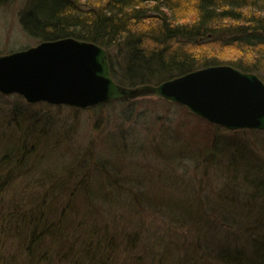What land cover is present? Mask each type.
<instances>
[{"label":"rangeland","instance_id":"obj_1","mask_svg":"<svg viewBox=\"0 0 264 264\" xmlns=\"http://www.w3.org/2000/svg\"><path fill=\"white\" fill-rule=\"evenodd\" d=\"M26 4V0H0V54L25 49L39 42L40 39L31 36L22 25L21 13ZM191 8L185 11L192 13ZM214 44L219 47L214 45L211 48L220 49V57L234 59L233 56L239 55L236 46H223L222 39L215 40ZM46 113L53 116L52 127ZM43 128L45 131L40 133ZM28 129L30 131L25 133ZM129 131H135V135L123 134ZM221 135L233 136L241 141L237 142L238 146L248 145L252 153L264 157V130L223 128L198 116L188 107L162 97L145 96L96 107L75 108L31 103L18 93L0 92V149L6 148L4 152L7 151L13 158L9 142H19L23 149L18 151L16 159L22 156L25 167L29 168L10 174L6 172L0 177V182L4 181L0 190V264H31L27 242L14 237V229H11L14 226L10 228L3 222L15 213L18 217L30 212L34 206L33 199L51 196L55 207L72 201L71 215L86 220L81 229H90L95 224L103 231L108 228L113 232L115 229L129 232L138 228L143 235L140 243L149 241L158 251H163L166 246H169L168 249L171 246L176 248L172 264H238V260L245 261L253 254L254 237L259 239L264 235V225L255 215H251L249 220L242 217L239 208L244 201L233 196L230 184L238 185L240 181L241 186H248L249 191L253 185H246L243 182L244 172L237 171L239 158L232 161L229 154L224 157L227 142L221 140ZM111 136L117 138V142L112 141ZM135 136L140 140L133 139ZM129 139L135 143L128 142ZM115 143L118 145L117 153L112 154L114 158H108L110 155L106 154V158L98 161L110 167L108 161L114 163L118 152L121 151L122 157H125L119 160L127 164L121 171L124 177L119 174L122 184L116 182L113 187L117 193L96 199L92 195V199L99 202L95 201V205L92 203L86 208L81 198L82 191L75 193L72 190L75 178L86 176L83 170L75 178L68 179L66 190L65 186L62 191H47L52 188L50 173L60 178L67 174L65 169L59 170L60 165L65 163L61 156L69 154L67 146L73 154L77 152V156L66 161L79 165L78 159L82 155H78V151L82 154L84 146L92 148L90 159H94V153L105 149L109 153L112 151L109 146L113 147ZM28 149H37L38 153L31 156ZM2 153L0 150V163H5ZM94 174L91 169L86 180L90 177L89 180L95 183L97 177ZM128 175L139 176L145 181L149 186V200L156 209L144 210L139 202L134 201L132 195L136 196L135 188L124 181ZM101 178L104 180L107 177L103 175ZM151 181L156 185L152 186L154 183ZM46 192L48 195H44ZM155 192H158V197ZM120 201H126V206L120 205ZM170 206L176 214L171 216L165 211L162 214L161 211ZM2 224L9 228L5 233L2 232ZM121 238V243L106 255L103 264H142L137 261L141 244L137 250L138 243H129L128 238ZM194 249L197 259L190 260ZM39 251L42 260L39 264H68L66 257H59L64 253H59L58 246L49 238L39 244L37 253Z\"/></svg>","mask_w":264,"mask_h":264},{"label":"trees","instance_id":"obj_2","mask_svg":"<svg viewBox=\"0 0 264 264\" xmlns=\"http://www.w3.org/2000/svg\"><path fill=\"white\" fill-rule=\"evenodd\" d=\"M26 1V8L21 13V22L26 32L40 40L73 36L95 41L105 46L109 52L113 76L122 84L160 83L194 69L222 62L231 63L243 71L255 72L264 80V0ZM190 7H193L191 8L192 13H187V9ZM217 39L224 41L223 46H236L235 49L239 55L233 56L234 59L220 57L218 52L220 49L217 48L218 51H216L211 48ZM40 103L50 104L45 101ZM46 115L52 121V125L54 123L52 114L46 113ZM45 122L49 123L47 120ZM29 131L30 129L25 133ZM44 131L45 128L40 133ZM253 131L262 130L253 129ZM134 133L135 131L123 132L127 136ZM221 136H225L227 142L224 157L229 154V159L232 161L239 158L240 161L237 160L236 163L237 171L244 172L243 182L246 185L249 183V187L253 185L251 187L253 189L249 191L248 186H241L240 181L237 182L238 185L230 184L233 196L244 201L239 208L242 217L249 220L251 215H255L264 225V157L257 152L258 156L252 153L248 145L238 146L237 142L240 140H236L233 136ZM111 139L117 142V138L111 136ZM133 139L140 140L137 136ZM128 142L135 143L130 139ZM262 144L264 145V142ZM9 145L14 157L11 158L7 151L4 152L7 150L6 148L5 150L4 148L0 149L3 152L2 157L5 159V163H0V177L4 176L6 172L10 174L15 171L29 170L25 167L22 156L16 159L18 151L23 149L19 142L14 144L9 142ZM117 145L118 143H115L113 147L110 145L108 149H112V151L109 153L106 149L94 153L96 157L94 159H90L92 148L87 149L84 146L85 150L82 151V154L78 151V155H82L78 159L79 165L66 161V159H75L73 157L77 156L75 155L77 152L73 154L70 147L67 146L69 154L65 153L61 156L65 163H62L59 168V170L65 169L67 174L60 178V176L50 173L48 176L53 178V182L52 188H48L47 191L50 193L57 189L62 191L65 186L66 190L69 187V178L78 176L80 170L84 171L83 175L88 176L92 169V172L95 171L94 177H97L95 183L89 180L90 177L86 180V176H84L81 179L75 178V183L72 184L74 186L72 190L75 193L82 191L83 197L81 198H83L82 202L86 208L95 201L99 202L92 199V195L96 199L100 196L104 198V195L117 193L113 187L116 182L122 184L121 176L124 177V175L121 171L127 162L120 163L119 160L125 157H122L121 151L118 152V156H115L118 158L114 163L108 161L110 167L105 162L98 161L106 158L104 157L106 154L110 155L108 158L113 159L112 154L113 152L117 153ZM29 151L31 156L38 153L37 149ZM87 170L89 172H85ZM103 175L107 177L104 180L101 178ZM128 176L124 181L130 187L135 188L136 196L132 195L134 201L139 202L144 210L156 209L155 205L151 203L152 201L149 200L150 192L147 193L149 186L145 181L139 176ZM3 183L4 181L0 182V190ZM151 185H156V182ZM243 188L244 190H242ZM48 192L44 195H48ZM155 193L157 194L155 196L158 197V192ZM52 197L33 199L34 206L30 212L23 213L18 217L15 213L3 222L10 228L11 225L14 226L11 228L14 229V237H20L27 242V252L31 264H39V261H42L40 251L37 253V250L45 238H49L58 246L59 253H64L59 257H66L68 264H103L106 255L112 253L121 243L120 241L123 239L121 237L126 240L128 238L129 243H138L137 250L141 244L137 261L140 260L142 264L155 262L157 264H172V256L176 248L171 246L169 250V246H166L167 248L163 251H158L149 241L140 243L143 235L140 234L138 228L129 232L115 229L113 232L108 228L103 231L98 227L99 225L95 224L87 229L89 231L81 229L86 220L71 215L72 201H66L63 206L55 207ZM125 204L126 201H120V205L126 206ZM165 208L161 211L162 214L164 211L171 216L176 214L173 206L167 207L166 210ZM189 214L193 215V212H189ZM183 216L185 217L184 214ZM4 219L5 217H3ZM3 224L2 232L5 233L9 228ZM125 227H129V225H125ZM254 238V251L251 256L249 255L250 257L248 256L250 259L238 260V264H264V235L259 239ZM260 239L262 241L259 242ZM187 251L189 253L190 249ZM192 253L190 260L197 259V256L194 255L197 254L195 249ZM251 257L253 258L251 259ZM231 262L236 263L235 260H231Z\"/></svg>","mask_w":264,"mask_h":264},{"label":"water","instance_id":"obj_3","mask_svg":"<svg viewBox=\"0 0 264 264\" xmlns=\"http://www.w3.org/2000/svg\"><path fill=\"white\" fill-rule=\"evenodd\" d=\"M0 92L83 108L157 96L228 129L264 130V82L255 72L216 64L160 83L125 85L114 78L105 46L72 36L0 54Z\"/></svg>","mask_w":264,"mask_h":264},{"label":"bare ground","instance_id":"obj_4","mask_svg":"<svg viewBox=\"0 0 264 264\" xmlns=\"http://www.w3.org/2000/svg\"><path fill=\"white\" fill-rule=\"evenodd\" d=\"M66 37H70V36H66ZM73 37V36H72ZM46 40H51V39H46ZM53 40V39H52ZM41 41H44V40H39V42L38 43H40ZM37 43V44H38ZM36 44V45H37ZM32 46H34V45H32ZM13 52V51H12ZM232 65V64H231ZM240 69V68H239ZM248 72H250V71H248ZM263 82H264V80H263ZM126 85V84H125ZM42 102V101H41ZM46 102V101H45ZM36 103H38V102H36ZM175 103H179V104H181V105H184V104H182V103H180V102H177V101H175ZM51 104V103H50ZM55 105H65V104H55ZM68 106H71V105H68ZM96 106V105H95ZM184 106H186V105H184ZM71 107H74V106H71ZM187 107V106H186ZM47 125H49V123H47V122H45ZM51 127H52V125H51ZM239 130V129H238ZM221 139H224L223 141H225V136H221ZM159 202H162L161 200H159Z\"/></svg>","mask_w":264,"mask_h":264}]
</instances>
